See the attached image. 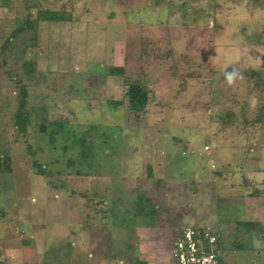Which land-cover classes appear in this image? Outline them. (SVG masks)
Masks as SVG:
<instances>
[{
	"label": "rangeland",
	"instance_id": "obj_1",
	"mask_svg": "<svg viewBox=\"0 0 264 264\" xmlns=\"http://www.w3.org/2000/svg\"><path fill=\"white\" fill-rule=\"evenodd\" d=\"M248 162L264 169V0H0L2 264H170L200 227L247 264Z\"/></svg>",
	"mask_w": 264,
	"mask_h": 264
},
{
	"label": "crops",
	"instance_id": "obj_2",
	"mask_svg": "<svg viewBox=\"0 0 264 264\" xmlns=\"http://www.w3.org/2000/svg\"><path fill=\"white\" fill-rule=\"evenodd\" d=\"M248 163L249 165H246L243 171L240 170L242 180L240 179L237 185L232 186L239 190L238 194L240 196H236V197L241 198L240 201L243 202V211L234 212L236 218L235 220H232V223L237 227L238 232L239 229L242 228H244V232L246 231L245 235H241L239 233L240 238L238 239L239 240L247 239L248 243L250 245L253 244V246L255 247L254 248L255 250L253 248L252 249L250 248L251 251H254L250 253H254L255 255L253 259H250V261L247 260V264H264V169H259L254 164L250 162ZM240 169H242V167ZM206 221L207 220H204V222ZM184 223H186V226H190L191 224L194 223V221L193 219H190L189 221L186 219ZM200 228H204V227H200ZM211 229L214 230L213 228ZM235 244L238 246L236 251L242 252L243 248L242 247L239 248L237 242ZM222 249L225 257L226 251L223 248V246ZM143 250L144 249L141 247L139 250L140 252L142 251L141 254L143 253ZM168 252H169V246H168ZM228 254L230 257L229 252ZM140 262L143 263L144 261L143 262L139 261V263ZM227 264H232L231 259H229L228 261L227 258Z\"/></svg>",
	"mask_w": 264,
	"mask_h": 264
},
{
	"label": "built area",
	"instance_id": "obj_3",
	"mask_svg": "<svg viewBox=\"0 0 264 264\" xmlns=\"http://www.w3.org/2000/svg\"><path fill=\"white\" fill-rule=\"evenodd\" d=\"M224 258L219 236L211 228L183 229L169 244L170 264H227Z\"/></svg>",
	"mask_w": 264,
	"mask_h": 264
},
{
	"label": "trees",
	"instance_id": "obj_4",
	"mask_svg": "<svg viewBox=\"0 0 264 264\" xmlns=\"http://www.w3.org/2000/svg\"><path fill=\"white\" fill-rule=\"evenodd\" d=\"M40 15H41L42 19L44 21H47V22L59 23V22L65 21L64 16H62L61 14L54 13V12L52 13V11L41 12ZM121 73H122V69L116 68L114 71H111L109 74L110 75H119ZM127 99L129 102V108L132 111H139L140 112V111H143L145 109L146 104H147V100H148V96H147V93L142 88V86H140L138 84H132L129 88L128 93H127ZM16 115L18 116L20 114L16 113ZM19 124H18V129H19ZM226 127H229V126H226ZM220 246L222 248L221 242H220ZM0 264H2L1 261H0ZM140 264H141V262H140Z\"/></svg>",
	"mask_w": 264,
	"mask_h": 264
},
{
	"label": "clouds",
	"instance_id": "obj_5",
	"mask_svg": "<svg viewBox=\"0 0 264 264\" xmlns=\"http://www.w3.org/2000/svg\"><path fill=\"white\" fill-rule=\"evenodd\" d=\"M229 82H231V77H229Z\"/></svg>",
	"mask_w": 264,
	"mask_h": 264
}]
</instances>
